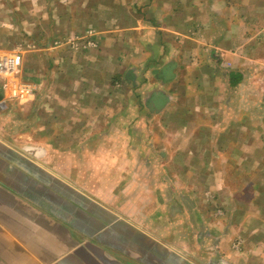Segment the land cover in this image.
Returning a JSON list of instances; mask_svg holds the SVG:
<instances>
[{
  "label": "crops",
  "instance_id": "obj_1",
  "mask_svg": "<svg viewBox=\"0 0 264 264\" xmlns=\"http://www.w3.org/2000/svg\"><path fill=\"white\" fill-rule=\"evenodd\" d=\"M263 26L264 0H0V264H264Z\"/></svg>",
  "mask_w": 264,
  "mask_h": 264
},
{
  "label": "rangeland",
  "instance_id": "obj_2",
  "mask_svg": "<svg viewBox=\"0 0 264 264\" xmlns=\"http://www.w3.org/2000/svg\"><path fill=\"white\" fill-rule=\"evenodd\" d=\"M250 14H252V11H250ZM251 18H252V15H250V22H251ZM263 27H264V26H263ZM254 29H256V28H254ZM254 29H253V31H254ZM263 29H264V28H263ZM257 31L260 32V30H257ZM250 32H252V31H250ZM261 32H262V31H261ZM253 34H255V33L253 32ZM263 51H264V50H263ZM261 55H262V54H261ZM144 75H145V74H143V76H144ZM31 126H33L32 122L30 123V127H31ZM5 129H7V126H6V128H3L2 131H0V133H1L2 135H4V134H3V133H4L3 131H4ZM9 131L12 132V136H13V135H19V134H20L19 136H21L22 138H23V134H24V133L27 134V132H25V131H23V130L21 129V125H20V128H19V127L17 128V125H15L14 123H10V124H9ZM32 131H33V130H32ZM32 131L30 130V132H32ZM26 136H27V135H26ZM30 137H32V136H30ZM9 138H11V136H10ZM27 139H28V137H27ZM27 145H28V144L23 145V146L26 147ZM254 165H255V162H250V167H252V166H254ZM207 196H208V197H207ZM207 196H205L207 202L210 201L211 199H214V197H213L212 195H210V194H207ZM210 198H211V199H210ZM211 203L213 204V203H215V202H214V201H211ZM212 207H213V210H212V211H214V214H215L216 218L225 215V214H224V210H223L218 204H214ZM233 247H234V249L240 251V242L235 241Z\"/></svg>",
  "mask_w": 264,
  "mask_h": 264
},
{
  "label": "built area",
  "instance_id": "obj_3",
  "mask_svg": "<svg viewBox=\"0 0 264 264\" xmlns=\"http://www.w3.org/2000/svg\"><path fill=\"white\" fill-rule=\"evenodd\" d=\"M13 56H0V74L7 76H14L19 72V61ZM13 97V96H12ZM1 104V103H0ZM2 106H6V103H2Z\"/></svg>",
  "mask_w": 264,
  "mask_h": 264
},
{
  "label": "water",
  "instance_id": "obj_4",
  "mask_svg": "<svg viewBox=\"0 0 264 264\" xmlns=\"http://www.w3.org/2000/svg\"><path fill=\"white\" fill-rule=\"evenodd\" d=\"M2 99H3V98H2V96L0 95V101H2Z\"/></svg>",
  "mask_w": 264,
  "mask_h": 264
}]
</instances>
